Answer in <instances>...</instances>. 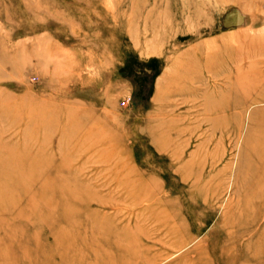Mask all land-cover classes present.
I'll return each mask as SVG.
<instances>
[{"label": "rangeland", "instance_id": "1", "mask_svg": "<svg viewBox=\"0 0 264 264\" xmlns=\"http://www.w3.org/2000/svg\"><path fill=\"white\" fill-rule=\"evenodd\" d=\"M49 262L264 264V0H0V264Z\"/></svg>", "mask_w": 264, "mask_h": 264}, {"label": "bare ground", "instance_id": "2", "mask_svg": "<svg viewBox=\"0 0 264 264\" xmlns=\"http://www.w3.org/2000/svg\"><path fill=\"white\" fill-rule=\"evenodd\" d=\"M66 255H67V254H66ZM66 255H64V259L67 258V257H69V256H66ZM61 260H62V259H61ZM63 261H64V260H63ZM65 263H66V262H64L63 264H65ZM47 264H48V263H47ZM49 264H53V263H50V262H49ZM54 264H55V263H54ZM66 264H67V263H66Z\"/></svg>", "mask_w": 264, "mask_h": 264}]
</instances>
